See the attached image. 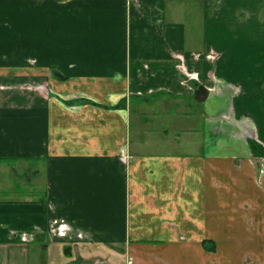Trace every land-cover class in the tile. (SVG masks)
<instances>
[{
  "label": "crops",
  "instance_id": "obj_1",
  "mask_svg": "<svg viewBox=\"0 0 264 264\" xmlns=\"http://www.w3.org/2000/svg\"><path fill=\"white\" fill-rule=\"evenodd\" d=\"M250 140L264 0H0V264H264Z\"/></svg>",
  "mask_w": 264,
  "mask_h": 264
},
{
  "label": "rangeland",
  "instance_id": "obj_2",
  "mask_svg": "<svg viewBox=\"0 0 264 264\" xmlns=\"http://www.w3.org/2000/svg\"><path fill=\"white\" fill-rule=\"evenodd\" d=\"M200 10H197L196 5L194 3L187 4L186 12V21H187V28L189 35H193L191 33H194L195 30L199 27L197 25L198 20V14ZM193 47L201 48V44H197V42L192 43ZM19 94L21 92H24V89L18 88ZM12 91V90H11ZM33 92H38L36 90H33ZM57 95V99L60 101V94L55 93ZM67 101V100H66ZM12 162H9L10 164H15V167L12 170H6L4 168H0V182H2L4 185L0 188V191L7 190V188H10L11 185L18 184L21 187H24L26 183V178L30 177L32 178L31 171H27L25 168L32 166V163H34V159L29 160L23 167H19L18 164H16V161L11 160ZM26 173V176L24 174ZM16 190V187L14 188ZM18 190V189H17ZM5 194V193H4ZM8 194V193H7ZM5 194V195H7ZM1 195V192H0ZM2 197V196H0Z\"/></svg>",
  "mask_w": 264,
  "mask_h": 264
},
{
  "label": "trees",
  "instance_id": "obj_3",
  "mask_svg": "<svg viewBox=\"0 0 264 264\" xmlns=\"http://www.w3.org/2000/svg\"><path fill=\"white\" fill-rule=\"evenodd\" d=\"M249 145L253 155L264 156V148L260 146L258 143H256L253 140H250Z\"/></svg>",
  "mask_w": 264,
  "mask_h": 264
}]
</instances>
